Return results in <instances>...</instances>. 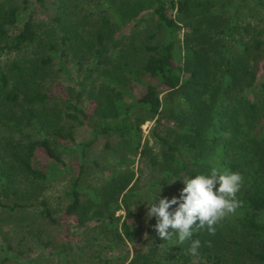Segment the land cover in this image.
<instances>
[{
  "label": "trees",
  "instance_id": "16d2710c",
  "mask_svg": "<svg viewBox=\"0 0 264 264\" xmlns=\"http://www.w3.org/2000/svg\"><path fill=\"white\" fill-rule=\"evenodd\" d=\"M51 1L55 15L37 22L27 6L22 12L11 1L0 0V208L29 209L22 201L29 191L45 190L59 177L42 155L51 163L66 164L63 155L76 146L74 125L87 126L92 140L83 144V152L101 140L106 150L117 141L141 150L154 178L146 189L152 199L157 189L170 199L184 187L179 180L210 175L213 169L243 177L236 195L242 206L215 225L214 235L207 228L196 229L192 239L178 243L175 236L161 240L152 226L140 250L142 233L130 222L136 219L120 224L115 211L122 194L127 191L123 202L129 209V201L141 191L137 185L129 188L132 176L113 177L99 197L108 209L114 206L111 214L94 213L111 239L102 235L85 247L98 252L103 264H123L130 254L127 243L135 250L129 264H264V77L259 75L264 63V0H159L151 13L157 17L156 30L146 45L129 39L128 47L135 52L126 61H118L121 31L126 20L141 15V4L115 7L106 2L113 17L105 14L91 23L89 13L81 17L77 11L86 0ZM36 2L44 17L48 0ZM245 5L260 13L257 24L248 22ZM183 30L184 43L179 39ZM84 63L80 93L73 101L58 79L62 74L71 77V70ZM138 86L145 88L140 98L133 92ZM56 87L63 94L55 92ZM84 94L90 100L87 110L80 106ZM155 119L152 137L158 153L154 147H142L141 127ZM49 124L55 127L56 144L46 137ZM83 174L82 167L63 196L64 218L77 219L80 225L92 205L84 201ZM39 205L40 218L59 227L49 202ZM151 221L155 225V218ZM196 239L201 247L193 256L189 248ZM119 249L124 256L105 259L100 253ZM61 254L60 263L70 264L66 252Z\"/></svg>",
  "mask_w": 264,
  "mask_h": 264
},
{
  "label": "rangeland",
  "instance_id": "374dc122",
  "mask_svg": "<svg viewBox=\"0 0 264 264\" xmlns=\"http://www.w3.org/2000/svg\"><path fill=\"white\" fill-rule=\"evenodd\" d=\"M12 4L16 5L22 12H25L24 7H28V13H32L37 22H46V15L54 16L55 5L51 0H48L47 10L43 13L45 16H40V9L36 0H9ZM99 0H93V2L80 1L78 10L79 15L81 13L90 15L91 23L100 20L102 16L107 14L108 17H113V11L106 8L105 3H111L115 7L121 4L130 2H137L141 4V15L134 21H125L127 24L123 26L121 31L122 40L121 53L119 54L118 61H126L132 57V53L135 52L132 48L128 47V41L130 38L135 37V44H147L149 36L156 30L157 17L152 16L151 13L158 6L159 0H105L102 3ZM215 1V0H211ZM99 6V8H98ZM129 9V7H127ZM126 9V11H127ZM247 15L248 22L252 25L257 24L259 21V12L254 10L251 12L248 6H244L243 12ZM173 17L176 16V12H171ZM95 15L98 17L96 18ZM85 17V16H81ZM245 25L243 24V27ZM185 30L179 34V39L182 43L185 40ZM119 39V37L117 38ZM163 35H160L157 40L161 41ZM142 45V46H143ZM141 46V47H142ZM140 47V48H141ZM76 66V65H75ZM85 63L83 65H77L76 69L71 70L72 76L66 77L62 74L59 76L58 82L66 89L70 94V98L75 101L77 95L80 93L79 81L85 73ZM260 77H264V63L260 68ZM51 88V86H50ZM55 92L63 94L62 89L56 87ZM137 97H141L145 94V88L138 86L133 90ZM65 93V92H64ZM80 106L84 109H90L89 95L84 94L83 99L80 102ZM58 121L56 125H58ZM156 119L154 121H148L142 125L143 140L142 147L147 145L148 147H154L153 153H158L159 149L156 146V142L152 137V131L155 129ZM168 125L172 126L171 122ZM49 132L46 135L47 138L52 140L54 144L56 141L53 136L52 124L48 125ZM74 136L76 139V146L73 148L70 154L63 155V160L66 164L51 163L49 159L42 155L45 165H51V169H55L59 173V177L56 180L51 181L47 186V189L30 190L23 202L30 206L27 210L8 212L0 208V264H61L60 259L63 252H66V257L70 264H86L97 261L102 263V257L98 252H94L93 249H85L87 242H95L102 235L107 232L106 228L100 223V220L95 218L94 213L102 214V216H108L111 214L113 207L108 209L105 206V199L101 200L99 197L101 191L108 183L112 182L113 177L132 176V183L130 189L137 185L141 194L137 199H131L129 201V209L123 202L124 195L122 194L119 199L120 208L115 211V216L121 218L120 224L129 218H135L136 221H130L137 224V229L141 231L140 239L138 242V249L143 247L148 241L147 229L154 226L153 221L147 218V207L145 204L150 203L152 196L148 188V182H154L153 175L149 173L145 165L142 162L141 150L137 151L130 143L117 141L113 142V148L111 150L105 149V141L101 140L88 150L83 152V144H86L92 140V132L87 126L74 125ZM60 153V150H59ZM84 168V174L82 176V185L84 187V201L86 203L92 202L90 215L85 218V224L80 225L77 219L66 220L64 218V193L68 190L73 180L80 174V169ZM60 171L62 172L60 177ZM158 189L156 190V193ZM159 194H163L160 191ZM96 195V196H95ZM98 195V196H97ZM164 195V194H163ZM179 193H174L173 196H178ZM165 197V196H164ZM42 200L49 202L50 208L53 210L54 215L58 218L60 226H52L47 221L40 218L38 214L39 203ZM109 241L111 238L108 235L103 237ZM67 245V246H66ZM69 246H71L69 251ZM66 248V249H65ZM130 249L128 259L123 264H129L134 258V246L127 243L125 251ZM103 258L111 259L114 255L124 256V252L121 249L111 253L109 250H103L100 252ZM97 257V258H96ZM101 257V258H99ZM96 258V259H95ZM103 264V263H102Z\"/></svg>",
  "mask_w": 264,
  "mask_h": 264
},
{
  "label": "clouds",
  "instance_id": "9594fccd",
  "mask_svg": "<svg viewBox=\"0 0 264 264\" xmlns=\"http://www.w3.org/2000/svg\"><path fill=\"white\" fill-rule=\"evenodd\" d=\"M179 181L184 187L178 196L161 197L159 189L152 201L145 204L147 218H155L153 228L161 240L175 236L178 243H183L192 239L196 229L204 228L214 235L215 225L242 206L236 198L243 183L238 172L213 169L210 175L199 174ZM200 247V240H193L189 253L196 256Z\"/></svg>",
  "mask_w": 264,
  "mask_h": 264
}]
</instances>
